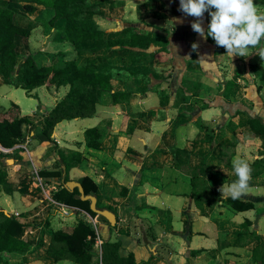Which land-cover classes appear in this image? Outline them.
<instances>
[{
	"label": "crops",
	"instance_id": "1",
	"mask_svg": "<svg viewBox=\"0 0 264 264\" xmlns=\"http://www.w3.org/2000/svg\"><path fill=\"white\" fill-rule=\"evenodd\" d=\"M90 1L100 6L98 23L107 37L123 35L127 24L157 28L160 37L169 35L168 52L153 49L151 56L138 61H131L127 51L119 48L92 56L96 62L105 58L109 64L127 70L119 81L134 96L117 104L107 96L97 104L92 117L59 123L53 144L40 143L35 130L26 127L28 135L16 146L23 149L24 163L15 164L24 183L5 196L6 203L0 202L8 214L17 211L20 215L14 209L21 207V212L28 213L25 220L35 223L25 231L24 238L33 246L25 262L77 264L71 260L56 262L38 251L48 246L51 231L71 229L83 219L94 225L100 240L121 241L120 254L132 253L139 263L264 264V138L249 130L247 123L248 116L264 119V82L260 78L264 60L261 62L258 54L247 57L251 58L247 61L250 71L255 73L250 78L241 66L243 57L231 59L213 39L204 40L193 31L195 18L179 10L180 0ZM11 6L17 11L18 23H34L29 51L47 63L46 54L58 53L47 49L48 39L57 45L66 44L59 35L63 21L58 28L35 24L38 19H51L54 12L45 9L31 17L18 10L20 3ZM210 20L206 12L202 21L205 31ZM41 42L46 49L35 48ZM193 42L198 43L196 51L192 50ZM133 73L147 74L148 81ZM248 77L253 79L249 87ZM53 87L42 85L28 93L3 83L0 77V104L8 108L15 103L22 116H31L40 124L70 90L68 85ZM98 125L108 134L102 149L96 151L86 147L85 131ZM60 151L84 154V163L71 168L69 177L78 181L89 175L94 179L99 189L92 195L104 209L116 214L115 226L77 206L55 201L53 193L58 187L54 184L62 183L63 178L43 177L44 189L37 185L33 167L39 171L43 167L53 169ZM237 155L252 168L249 192L242 198L253 202L254 208L245 211L220 201L230 197H222L220 187L237 179L231 163ZM17 172L10 173L11 177ZM212 189L218 190L216 198L210 193ZM49 206L60 211L44 216ZM62 207L73 210L64 216ZM102 244L95 243L99 261L93 264H102Z\"/></svg>",
	"mask_w": 264,
	"mask_h": 264
},
{
	"label": "trees",
	"instance_id": "2",
	"mask_svg": "<svg viewBox=\"0 0 264 264\" xmlns=\"http://www.w3.org/2000/svg\"><path fill=\"white\" fill-rule=\"evenodd\" d=\"M20 3L25 14L38 16L45 9H50L54 15L49 20H36L35 24L44 23L49 28H58L62 43H70L74 47V56L70 52L59 51L57 54H46L48 62L37 60V56L29 51L28 40L32 25H22L17 22V11L12 3ZM100 6L90 0H0V77L3 83L22 88L30 93L33 89L47 85L48 87L69 85L66 96L47 114L40 124H36L31 116H22L20 107L12 103L8 108L0 104V145L11 152L0 148V186L12 195L24 183L19 173L11 177L7 159H14V164H23V149L16 146L26 137V127L35 130V138L40 143H54L55 127L65 121L92 117L97 110V104L109 96L113 104L129 101L134 94L122 87L119 76L125 71L109 64L105 58L99 62L92 56L107 49L119 48L126 50L131 61L145 59L156 52H168L169 35L161 37L157 28L141 29L139 25L127 24L122 30L123 35L107 37V32L101 29L98 18ZM156 29V30H155ZM208 40H212L211 37ZM91 44L90 46L88 44ZM42 56L41 54H38ZM38 56V57H39ZM99 58V57H98ZM134 76L149 78L147 74L133 73ZM264 82V72L261 75ZM119 81V82H116ZM107 102V100H105ZM249 130L256 136L264 138V119L260 116H248ZM108 132L98 125L85 131L86 147L99 151L103 147ZM53 169L43 167L41 177L63 178L58 190L53 193V199L67 206H77L88 211L93 217L97 214L90 209V201L82 200L78 188L73 191L65 186L66 182L74 180L68 171L81 166L85 156L80 151L66 153L60 151ZM258 172L257 175H259ZM86 194H98L99 186L89 175L78 179ZM214 198L218 190L210 192ZM236 210L245 211L254 208V203L244 198L220 199ZM213 204V203H212ZM98 208L106 207L98 203ZM99 219L110 225L103 216ZM27 220L8 214L0 206V264H15L14 258L23 257L33 250V246L24 238L25 231L34 226ZM99 238L97 229L91 222L80 219L73 228L51 231L50 242L45 253L56 262L71 260L77 264H93L98 260L94 246ZM121 241L103 240L102 264H147L136 261L134 254H120ZM99 261V260H98Z\"/></svg>",
	"mask_w": 264,
	"mask_h": 264
},
{
	"label": "clouds",
	"instance_id": "3",
	"mask_svg": "<svg viewBox=\"0 0 264 264\" xmlns=\"http://www.w3.org/2000/svg\"><path fill=\"white\" fill-rule=\"evenodd\" d=\"M179 10L195 18L193 31L204 40L211 37L218 47L225 48L231 59L237 55L247 58L255 52L264 60V13L258 10L254 0H180ZM206 12L211 16L207 31L202 23ZM197 49L198 43L193 42L192 50ZM231 163L237 179L231 185L225 182L219 191L222 197L239 199L249 192L252 168L239 155Z\"/></svg>",
	"mask_w": 264,
	"mask_h": 264
},
{
	"label": "rangeland",
	"instance_id": "4",
	"mask_svg": "<svg viewBox=\"0 0 264 264\" xmlns=\"http://www.w3.org/2000/svg\"><path fill=\"white\" fill-rule=\"evenodd\" d=\"M254 2L257 4V7H258V10L261 12V13H264V0H254ZM22 10V11H24L23 9H22V6L21 7H19L18 8V10ZM32 16H34V15H31V17ZM124 23V22H123ZM38 30H39V35L40 36H42L43 34V32H42V30H41V28H38ZM37 40H39V39H37ZM49 40H50V42H49ZM57 41L55 42V40L53 41V40H51V39H48V47H47V49L49 50V51H53V52H59V51H67V52H70L71 54H70V57L72 58L73 56H74V50H73V46H72V44H70V43H66L65 45H57ZM262 43H264V41H262ZM35 46V48H38L39 46H41V47H44L45 48V45H43L42 44V42L41 43H36V45H34ZM46 49V48H45ZM44 49V50H45ZM73 54V55H72ZM152 54V53H151ZM256 55V53L255 52H253V54H252V57H254ZM149 56H151V55H149ZM249 59H251V58H245V57H243V58H241V61H242V64H241V66H244V69H245V74L247 75H249L250 76V78L253 76V74H255L252 70L250 71V67L248 66V64H247V61H249ZM259 60L262 62V59L259 57ZM248 69H249V71H248ZM249 77H248V80H247V86L249 87L250 86V83L251 82H253V79H250ZM147 81H148V79H147ZM191 82V81H190ZM193 83H195V82H193ZM252 84V83H251ZM199 85V84H198ZM253 85V84H252ZM55 86V85H54ZM68 87H69V85H68ZM50 88H55V87H50ZM201 88H202V85H201ZM252 88H257V87H252ZM259 88V87H258ZM21 90V89H20ZM256 95V97L258 96L257 94H255ZM28 131H29V129H27V131H26V136L28 135ZM29 137V136H28ZM263 141H264V139H263ZM12 150H9V152H11ZM8 152V151H7ZM27 153H29V152H27ZM86 154H87V152H86ZM1 159V158H0ZM9 159H13V158H11V157H9ZM9 159H7V160H9ZM8 170H9V173H11V174H13V172H17V171H15L17 168H16V166H15V164L13 163V161H11L10 163H9V165H8ZM68 174H69V171H68ZM56 187H60V185H61V182H59L58 184H54ZM6 195H9V194H7L4 190H3V188L0 186V202H5L6 203V201L4 200L5 199V196ZM7 197H9V196H7ZM42 197L44 198V195H42ZM11 199V198H10ZM13 203H15V200H13ZM52 206V205H51ZM51 206H49L48 207V210H46V212H44L43 214H44V216H47V217H49L50 215H56L59 211H58V209L56 208H54V207H51ZM21 207H19L18 209H14V210H18L19 212H20V215H16V213H17V211H8L9 212V214H15L17 217H19V218H21V219H25L27 216V214L28 213H26V212H21ZM57 210V211H56ZM44 216L42 217V218H44ZM68 221H70V220H68ZM46 245V248H47V244H45ZM46 248L45 247H42V248H40L39 249V255L40 256H42V255H44V254H46L45 253V251H46ZM29 261V259L28 260H26V262H25V256H21V257H17V258H14L13 259V262H15V264H27V263H29L28 262Z\"/></svg>",
	"mask_w": 264,
	"mask_h": 264
},
{
	"label": "water",
	"instance_id": "5",
	"mask_svg": "<svg viewBox=\"0 0 264 264\" xmlns=\"http://www.w3.org/2000/svg\"><path fill=\"white\" fill-rule=\"evenodd\" d=\"M0 148H2L3 150H8L3 148L0 145ZM11 161L14 160L9 159L7 160L8 163H10ZM65 186L67 188H69L70 190H74L75 188H78L79 192H80V198L82 200H89L90 201V209L95 212L98 216H103L104 218H106L108 220V222L110 223L111 226H115L117 223V216L116 214L109 210V209H100L98 208V199L95 195L92 194H86L83 185L81 184V182L79 181H75V180H70L68 182H66ZM7 213V212H6Z\"/></svg>",
	"mask_w": 264,
	"mask_h": 264
},
{
	"label": "built area",
	"instance_id": "6",
	"mask_svg": "<svg viewBox=\"0 0 264 264\" xmlns=\"http://www.w3.org/2000/svg\"><path fill=\"white\" fill-rule=\"evenodd\" d=\"M4 151L7 152L9 150H4ZM39 172H40L39 169L33 167L32 176L35 179L37 185L39 187H41L42 189H44V187H45L44 186V182L45 181H44L43 177L40 176V173ZM71 210H73V209L72 208L65 209V208L62 207L61 212H62V214L64 216H69L71 214ZM75 210H78V209L76 208ZM16 215H19V213H16ZM96 217L98 218V215ZM92 222H95V220H92ZM97 242H98L99 245H101L103 243V241L100 240L99 238H98Z\"/></svg>",
	"mask_w": 264,
	"mask_h": 264
}]
</instances>
